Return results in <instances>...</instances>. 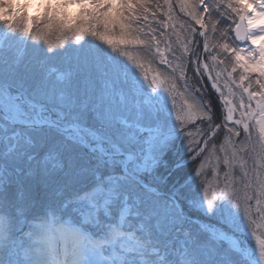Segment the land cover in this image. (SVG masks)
<instances>
[{
	"label": "snow or ice",
	"instance_id": "obj_1",
	"mask_svg": "<svg viewBox=\"0 0 264 264\" xmlns=\"http://www.w3.org/2000/svg\"><path fill=\"white\" fill-rule=\"evenodd\" d=\"M0 264H264V0H0Z\"/></svg>",
	"mask_w": 264,
	"mask_h": 264
},
{
	"label": "rangeland",
	"instance_id": "obj_2",
	"mask_svg": "<svg viewBox=\"0 0 264 264\" xmlns=\"http://www.w3.org/2000/svg\"><path fill=\"white\" fill-rule=\"evenodd\" d=\"M69 12H71V13H75V9L74 8H71V9H69ZM29 13L30 14H32V13H34V10L33 9H29Z\"/></svg>",
	"mask_w": 264,
	"mask_h": 264
}]
</instances>
